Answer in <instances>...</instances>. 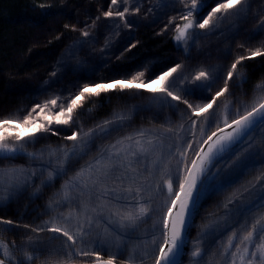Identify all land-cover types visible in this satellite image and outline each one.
<instances>
[{"label":"snow or ice","instance_id":"6c2138e0","mask_svg":"<svg viewBox=\"0 0 264 264\" xmlns=\"http://www.w3.org/2000/svg\"><path fill=\"white\" fill-rule=\"evenodd\" d=\"M127 3L111 0L115 8L81 28L65 24L78 36L45 87L30 106L0 119V207L29 189V199H40L62 181L35 220L0 215V264H184L186 255L189 264H264V77L250 99L238 91L248 82L245 62L264 59V41L232 45L253 0H170L178 15L163 31L174 30L178 50L194 66L173 60L107 80L93 72L81 77L87 82L57 88L69 72L76 74L66 61L78 65V53L97 40V22L112 21L117 29L120 22L136 24L128 17L141 8L120 10ZM256 27L264 35V0ZM209 35L224 38L215 64L192 55L199 38ZM104 40L107 48L111 39ZM109 94L119 95V109L86 126L85 105ZM137 98L145 103L129 105ZM140 111L154 112L153 120L162 115L159 127L141 125L97 144L130 128ZM51 137L60 138L55 147ZM217 196L223 200L186 251L197 217ZM8 234L19 243L4 239Z\"/></svg>","mask_w":264,"mask_h":264},{"label":"trees","instance_id":"16d2710c","mask_svg":"<svg viewBox=\"0 0 264 264\" xmlns=\"http://www.w3.org/2000/svg\"><path fill=\"white\" fill-rule=\"evenodd\" d=\"M259 1L253 0V3ZM39 4H50L51 7L41 9L38 7ZM118 4H121V0H118ZM123 6H128L130 13L135 6H140L139 14L128 17L134 19L136 24L131 28H125L120 22V27L117 29L112 21H108L106 25L97 22L99 26L92 31L98 42L91 41L89 45H85L82 52L78 53L81 61L78 65L75 60L66 61L72 65L76 74L69 72L56 85L57 88L71 89L77 81L81 84L87 82L81 77L93 72L95 78L107 80L113 77L122 78L145 68L151 72L173 60L190 64L191 60H186L183 51L178 50L176 46L173 39L174 30L169 27L167 31H163L168 20L178 15L173 10L170 0H128V3L122 5L120 10H123ZM258 6L261 7V2ZM109 7L115 8L111 5V0H0V119L17 113L18 109L30 106L32 100L37 98L38 91L45 87L44 82L50 79L57 60L65 53L72 39L78 36V33H71L65 29L64 25H75L81 28L85 23L91 24L96 16L102 15V12L107 11ZM176 7L180 6L177 4ZM148 9L152 11L149 12ZM245 21L246 19L240 22ZM179 22L177 19V23ZM222 27L227 28V23ZM238 27L240 28L239 36L232 45L236 42L248 41L250 46L255 47L264 41V35H256L257 28L256 32L249 35L247 31L244 38L240 36L243 27L240 24ZM100 33L103 35L101 36ZM104 37L111 39L107 48L104 47ZM239 38L241 40H238ZM223 39V37L209 35L201 36L197 42L206 47L212 44L222 45ZM129 41L136 47L132 48ZM245 63L244 71L247 73L248 82L243 85L242 90L238 91L246 92V99H250L254 86L264 77V59L255 58ZM144 103L143 98L129 101V105ZM121 104L119 95H104L96 98L94 104L85 105V114L81 119L86 126L90 127L118 110ZM88 109L92 111L89 113ZM153 115L154 112L134 113L131 127L117 134H123L141 125L155 127L153 121L159 126L162 120L160 118L153 120ZM58 142H60L59 137H51L48 141L53 147ZM41 146L37 144L36 148L39 149ZM17 162V164L25 165L27 163L22 159H18ZM58 186L56 184V188ZM56 188L49 189V192L51 190L53 193ZM30 194L31 189L15 198L11 204L0 207V215L23 219L25 223L35 220L36 216L43 211V205L47 199L43 197L29 199ZM219 197L222 196H217L215 200H219ZM208 205H211L210 201L205 207ZM5 237L6 240H17L19 243V237L16 235L8 234Z\"/></svg>","mask_w":264,"mask_h":264},{"label":"rangeland","instance_id":"374dc122","mask_svg":"<svg viewBox=\"0 0 264 264\" xmlns=\"http://www.w3.org/2000/svg\"><path fill=\"white\" fill-rule=\"evenodd\" d=\"M260 2H261V0L258 3L252 4V12L249 14V16L245 22H239V24L243 27V31H241V33H240L241 37L245 38L247 31H248V35L252 34L253 32H256V28H257L256 27V13L261 8L258 6L260 4ZM238 40H241V38H239ZM250 43H252V42H250ZM224 46H225L224 44H222V45L212 44V45L204 47V46H201L199 44V42H197L196 47L193 49L192 55L194 57H200L203 63L215 64V63H217V54H218L217 48H223ZM234 46L235 45L233 44V48H234ZM194 63H195L194 61H192V60L190 61V64L193 66H194ZM160 119L162 120L161 117H160ZM153 123L156 125L155 127H159V126H157L155 121H153ZM130 130H128V131H130ZM117 135H121V134L113 133L112 137L108 138V140H103V141L98 140L97 144H106V143L110 142L111 139L115 138ZM32 150H33L32 148H29V151H32ZM92 154L93 155L95 154V149L93 150ZM87 159H89V157L85 158V160H87ZM22 160H25V159H22ZM80 163H84V161H81ZM36 183H39V180H37ZM60 183H62V181L57 182L58 185H60ZM57 188H59V186ZM51 194H52L51 190L49 192V189H44L42 197H43V199H47ZM215 198L213 200H210L211 205L206 206L205 209L201 211L200 216L197 217V219H196V226L197 227L193 228V230L191 232L189 243H188V249H186V251L190 250L192 247V244L195 242L196 237H197V232L200 230V227L205 222L204 217H206L208 213L215 210V205L218 201L220 202L223 200V196L221 197L222 199L219 197V200H215ZM150 225H151V221H148L146 224L141 226L140 231L142 232L145 228H149ZM5 238L6 237H4V239ZM7 240L11 241L12 239H7ZM184 264H189V258L187 255L184 258Z\"/></svg>","mask_w":264,"mask_h":264},{"label":"water","instance_id":"95a60500","mask_svg":"<svg viewBox=\"0 0 264 264\" xmlns=\"http://www.w3.org/2000/svg\"><path fill=\"white\" fill-rule=\"evenodd\" d=\"M185 256L183 257V260H184Z\"/></svg>","mask_w":264,"mask_h":264}]
</instances>
